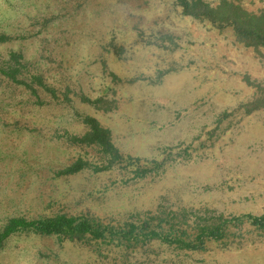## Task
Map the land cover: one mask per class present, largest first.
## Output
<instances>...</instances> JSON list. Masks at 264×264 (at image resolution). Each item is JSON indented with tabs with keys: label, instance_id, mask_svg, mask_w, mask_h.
Masks as SVG:
<instances>
[{
	"label": "rangeland",
	"instance_id": "374dc122",
	"mask_svg": "<svg viewBox=\"0 0 264 264\" xmlns=\"http://www.w3.org/2000/svg\"><path fill=\"white\" fill-rule=\"evenodd\" d=\"M239 2L264 10V0ZM0 34L11 38L0 44V232L11 218L56 214L118 226L184 210L193 226L264 212V107L243 108L263 98L264 49L183 16L176 0H0ZM12 54L38 97L7 75ZM87 116L140 162L98 171L105 157L71 140ZM79 159L89 166L60 173ZM152 161L161 170L134 174ZM255 234L242 227L234 243L205 251H125L23 232L4 242L0 264H264Z\"/></svg>",
	"mask_w": 264,
	"mask_h": 264
},
{
	"label": "trees",
	"instance_id": "16d2710c",
	"mask_svg": "<svg viewBox=\"0 0 264 264\" xmlns=\"http://www.w3.org/2000/svg\"><path fill=\"white\" fill-rule=\"evenodd\" d=\"M183 16L196 21L209 24L217 30L228 29L232 32L235 42L256 52L264 49V10L250 12L245 9L239 0H221L212 6L202 0H176ZM10 37L0 34V44L10 41ZM21 56L12 54L11 60L14 66L6 70L9 78L17 84L24 85L30 92L37 96V89L29 86L26 80L18 79L21 76ZM32 83L36 82L43 90L50 88L42 83L41 78L32 77ZM263 98H256L253 105L248 104L243 108L248 113L254 109L264 107V88L261 89ZM83 123L87 131L82 137H72V142L95 148L107 160L108 166L95 167L98 171L109 169L113 164L123 163L126 167H133L139 163V159L123 156L113 145L108 129L103 128L92 117H84ZM147 165V163H144ZM89 166V163L79 159L60 173L71 175ZM152 169H134V174L140 177L148 172L161 170L163 163L152 161ZM185 218V219H184ZM185 211L164 210L160 213H147L136 221H128L118 226L104 225L100 221L89 216H67L56 214L52 217H41L27 220L25 218H11L0 232V250L4 242L15 233H33L40 236H55L61 242H86L95 241L100 244L110 245L120 250L133 249L135 246L151 245L154 243L167 246L177 245L180 249L188 251H205L208 243L226 247L235 242V238L241 235L242 227H250L255 232V238L264 243V212L261 215H239L225 217L220 215L211 218L210 222L200 223L202 218L191 226L187 223ZM233 230L234 231L233 233ZM189 231L192 235H189ZM236 232H238L236 234ZM249 241V240H248ZM250 242V241H249Z\"/></svg>",
	"mask_w": 264,
	"mask_h": 264
}]
</instances>
